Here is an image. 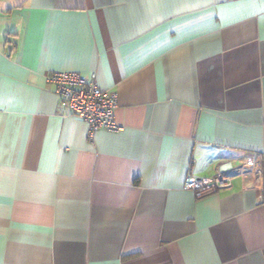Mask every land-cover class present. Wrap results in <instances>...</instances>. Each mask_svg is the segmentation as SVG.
I'll list each match as a JSON object with an SVG mask.
<instances>
[{"label": "crops", "instance_id": "crops-1", "mask_svg": "<svg viewBox=\"0 0 264 264\" xmlns=\"http://www.w3.org/2000/svg\"><path fill=\"white\" fill-rule=\"evenodd\" d=\"M52 71L96 73L118 129ZM253 155L261 183L185 188ZM0 264H264V0H0Z\"/></svg>", "mask_w": 264, "mask_h": 264}, {"label": "built area", "instance_id": "built-area-1", "mask_svg": "<svg viewBox=\"0 0 264 264\" xmlns=\"http://www.w3.org/2000/svg\"><path fill=\"white\" fill-rule=\"evenodd\" d=\"M47 81L54 86L60 114L86 121L90 125L91 134L101 128L118 129L114 119L118 95L100 86L96 73L82 75L73 71H52L47 74ZM236 176H243L254 184L261 183L263 167L257 155L244 158L237 166L219 163L216 174L211 177L188 176L185 188L192 190L197 197H205L231 187Z\"/></svg>", "mask_w": 264, "mask_h": 264}]
</instances>
